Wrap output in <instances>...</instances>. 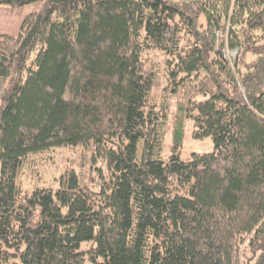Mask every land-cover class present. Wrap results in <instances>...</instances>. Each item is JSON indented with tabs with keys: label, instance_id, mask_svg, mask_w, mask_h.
I'll use <instances>...</instances> for the list:
<instances>
[{
	"label": "trees",
	"instance_id": "1",
	"mask_svg": "<svg viewBox=\"0 0 264 264\" xmlns=\"http://www.w3.org/2000/svg\"><path fill=\"white\" fill-rule=\"evenodd\" d=\"M30 3L0 33V264H264V0H0ZM188 123L212 151L181 157Z\"/></svg>",
	"mask_w": 264,
	"mask_h": 264
},
{
	"label": "rangeland",
	"instance_id": "2",
	"mask_svg": "<svg viewBox=\"0 0 264 264\" xmlns=\"http://www.w3.org/2000/svg\"><path fill=\"white\" fill-rule=\"evenodd\" d=\"M38 3H30V4H26L22 7L19 8H15V10H18V19L20 20V18L24 17V15L26 13L30 12V9H32L31 11H34L38 8ZM16 21L15 23V28H17V23L19 22ZM22 20V19H21ZM212 36L214 38V43H215V47L217 50H219V52L222 54V56L227 59L229 62H233L234 58H235V54H236V49H231V48H227L225 45L220 46L219 45V41L221 36V33L218 29H215L212 31ZM158 56H156L153 53H150L147 55V59H156ZM162 85V83L160 84ZM155 94H159V91L157 88H154L153 91ZM198 98H202L201 96H198ZM172 108L174 109V105L172 106ZM170 135L168 134L166 142L164 144V148H163V153L164 154H168L170 152V148H169V143H170ZM214 149V145L213 142L211 140V138L209 136H205L203 138H194L191 135V124L188 123L186 126V132H185V136L183 139V143L180 147V155L181 157H187L190 155L191 152H208V151H212ZM73 152H71L69 150V154L70 156L72 155ZM60 157H62L61 155H59Z\"/></svg>",
	"mask_w": 264,
	"mask_h": 264
},
{
	"label": "crops",
	"instance_id": "3",
	"mask_svg": "<svg viewBox=\"0 0 264 264\" xmlns=\"http://www.w3.org/2000/svg\"><path fill=\"white\" fill-rule=\"evenodd\" d=\"M16 12H18V10H15V8L9 5L0 4V33H17L22 17L19 20L18 13ZM18 20L19 22L16 24L17 28H15V23Z\"/></svg>",
	"mask_w": 264,
	"mask_h": 264
}]
</instances>
